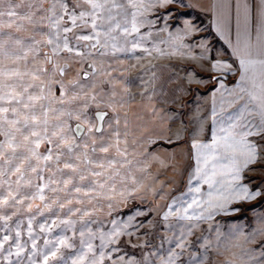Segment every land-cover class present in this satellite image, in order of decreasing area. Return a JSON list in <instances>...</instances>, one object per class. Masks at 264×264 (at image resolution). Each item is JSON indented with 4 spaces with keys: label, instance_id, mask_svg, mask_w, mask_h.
I'll use <instances>...</instances> for the list:
<instances>
[{
    "label": "snow or ice",
    "instance_id": "obj_1",
    "mask_svg": "<svg viewBox=\"0 0 264 264\" xmlns=\"http://www.w3.org/2000/svg\"><path fill=\"white\" fill-rule=\"evenodd\" d=\"M172 2L0 0V232L15 230V237H0V248L15 240L3 256L9 264H57L63 248L75 249L71 264H264V213L250 232L233 227L225 233L217 225L214 235L189 239L200 221L237 211L232 201L264 195V178L260 187L244 182L254 165L264 169V0H236L235 40L233 5L211 4L212 25L235 60L211 59L210 65L204 64L210 57L203 39L199 53L184 41L200 31L190 19L175 31L166 22L153 27L158 19L150 14ZM162 15L167 21L170 12ZM154 54L196 60L212 72H238L233 85L221 79L213 89L210 135L206 118L197 114L189 132L194 163L188 187L162 211L157 197L165 198L163 189L171 187L163 174L177 171V153L157 142L179 140L183 126L173 131L169 122L177 113L157 100H177L161 95L167 89L155 73L140 80L138 92L127 75L138 64L144 71L145 64L153 67ZM193 80L202 82L187 70V83ZM173 89L184 91V83ZM133 199L148 206L113 215ZM157 211L172 228L164 237L166 254H126L122 238L131 244L141 227L152 228L146 214ZM169 216L185 221L178 231ZM58 227L71 235H50ZM77 235L78 247L72 242Z\"/></svg>",
    "mask_w": 264,
    "mask_h": 264
},
{
    "label": "crops",
    "instance_id": "obj_2",
    "mask_svg": "<svg viewBox=\"0 0 264 264\" xmlns=\"http://www.w3.org/2000/svg\"><path fill=\"white\" fill-rule=\"evenodd\" d=\"M15 2V0H13ZM231 3L233 5L232 8V20H231V31L232 38L235 40V32H236V12H235V3L236 0H174V2L170 3L169 7H175L179 10L182 8H187L188 11L195 13L198 17H201L206 21V23L199 22V20L195 19V16H186L181 14L177 18V22L175 24H169L168 20L164 21L160 17V21L153 25L155 28H160L162 24L165 22L168 24L170 30L175 31L177 27L183 26L184 19H190L193 23L196 24L200 31L190 34L187 37H184L185 43L189 44L191 47V51L199 53L201 48L199 45L201 44V39L205 41V48L203 51L206 53L209 60L205 61L204 64L210 65L211 59L217 58H225L229 59L230 63H233L235 57L231 56V49L226 42V39L222 38L216 31V29L212 25V3ZM160 10H163L161 8ZM175 11V9H174ZM158 11L151 13L150 15L157 17ZM164 33H153V36L157 39H163ZM149 59V58H146ZM153 61V67L149 68L147 64L144 65V71L141 69V66L138 64L135 68H132L127 75L134 80V88L133 91L138 92L140 85V80H147L149 78V73H155L157 76V84L159 85L161 82L164 84L167 91L161 93V95L167 97L168 99L176 98V103H165L163 100H157V106L163 110H170L172 112L177 113V118L174 121H170L171 128L174 131L176 128L183 126V133L179 140L169 141H158L163 148H167L169 150H175L176 162H177V171H168L163 175L168 178V183L172 184V187H165L164 191H169L170 193L173 191L174 186L180 185L182 182V176L184 172L185 163L188 164L189 157L191 156V136L189 132L197 126L196 122L194 125L190 124V118L187 115H191L193 119L196 118L197 114L205 119V127L207 129V134L210 135L211 130V108H212V94L213 89H215L216 85L220 83L221 79L223 83L227 86H231L235 83V78L238 75V72L227 71L224 73L220 72H212L208 70L207 67L202 66L201 63H197L196 60H192L189 58L181 59L179 57L172 56H156L155 54L150 58ZM234 67H238V64H233ZM187 70H191L194 74L200 78L198 82L193 80L191 83H187ZM218 75H225L226 78L218 77ZM211 77H216L215 80H212ZM184 83V91L177 92L173 89V85H178ZM220 93H217L219 96ZM187 102V100H189ZM193 99V100H192ZM217 107H219V102L217 101ZM230 108H225L224 111H230ZM196 121V119H195ZM194 162L191 159V164ZM171 178L175 179L171 181ZM246 182V181H244ZM187 182H185L186 184ZM247 183V182H246ZM249 184V183H248ZM250 186V185H249ZM183 191L185 192L188 184L185 186H181ZM202 187L206 188V185H202ZM252 186H250L251 188ZM176 188V187H175ZM255 190V189H253ZM258 197V196H256ZM256 197H253L250 200H241L244 202L255 201ZM237 201L231 202V207L233 203ZM126 205V204H125ZM123 207V206H122ZM121 207V208H122ZM230 213L228 211L217 212L213 217L220 216L222 214Z\"/></svg>",
    "mask_w": 264,
    "mask_h": 264
},
{
    "label": "rangeland",
    "instance_id": "obj_3",
    "mask_svg": "<svg viewBox=\"0 0 264 264\" xmlns=\"http://www.w3.org/2000/svg\"><path fill=\"white\" fill-rule=\"evenodd\" d=\"M169 5L170 4H168L166 6L168 7ZM166 6L163 8V10H160L161 8H159V7L156 9V11H158L157 16L159 17L158 18L159 21L161 20L160 17L164 20L162 13L165 10H168L170 12L169 19H168L169 24H175L177 22V18L179 16H181V14L186 15L188 17L191 15L195 16V19L199 20V22H201L200 24L206 23V21L204 19H202L201 17H198L197 15H195V13L188 11L186 7L182 8V10H179L178 8H175L172 6L169 8H166ZM174 9H175V11H174ZM189 101H190V99L187 100V102H189ZM177 116H180V115H177ZM187 117L190 118L189 123L191 125L192 124L194 125L197 122V121H195V119H193V117L191 115H187ZM191 166H192V164H191V156H190L188 164L185 163L184 172H183V176H182V182L180 183V185L177 186V184H176L171 193L169 191L168 192L165 191L167 193L165 198L157 197V199H160V203L162 206L160 209L161 211H162L163 207L167 206L168 200H171L173 197L179 198V193L184 192L181 186H185L187 184V183L185 184V182L188 181V175H189V170H190ZM253 167L255 168V171H247L244 173L245 181L247 183H249L250 186L255 185L256 187H260L261 186V178H264V169H261L258 164L254 165ZM172 179L173 178H171V181H172ZM173 180H175V179H173ZM134 206H139L141 208H145L148 205L145 201H142L140 199H133V200L128 201L127 204L124 205L122 208L115 209L113 212V215L127 216L129 211ZM232 207H235L237 209V211H228L230 213L222 214V215L216 216V217L212 216L211 219H206V220L200 221L198 227L193 229V234H192V236L189 237V239L192 240L193 242H195L197 240V238L201 236L202 233L214 235L216 233L217 225H219L220 230L222 232H225V233H227L233 227L238 228L241 233L250 232L253 227L257 226L255 223L256 217H258L262 213H264V195L256 197L255 201H253V202L237 201V202L233 203ZM147 216H151V219L154 222L152 228H148L146 225L144 227H141L139 229L141 234L138 236L131 237V241H132L131 244H128L125 242L127 238H122V240L120 241L121 248L126 254L136 256L137 258H140V259L143 258L142 254L144 252H147L150 255H152L153 250H155L158 254H166V250L168 248V245L164 241V237L166 234H171V232H172V228L166 226L164 218L159 215V211H157L155 214L148 213V214H146V217ZM16 218L17 217H13L9 223L14 224ZM40 219H41L40 216L36 217L37 221H39ZM95 219L96 218L93 217V221H95ZM136 219H140V217L137 216ZM48 222L51 223L50 220H48ZM180 223H185V221H177V218L174 216L168 217V224L175 226L177 231L179 230V224ZM78 224H79V222H78ZM93 226L95 227V224ZM0 227H2V224H0ZM26 227H27V221H25L21 225L22 229H24ZM36 231L39 232L38 224L36 226ZM76 231H77V233L79 232L78 226L76 228ZM8 234H10L12 237H15V230L12 229L11 232L9 233V230L5 229L3 232H0V237H2L3 235H8ZM61 234L71 235V229H67V230L62 231L59 227L54 228V229H52V233L50 235L59 236ZM21 239L24 241H27L28 237L26 234H22ZM257 239H260V238L258 237ZM140 240L145 241V243L143 245H141L139 243ZM72 242L78 247L79 243H80L79 236L77 235L75 237H72ZM11 243H15V240L13 239L11 241H6L5 245L2 248H0V264H9L8 261H5L3 259V256H4V253H6L8 251L9 244H11ZM43 244H44V239H43V235H41L37 239V245L39 246V245H43ZM133 244H135L136 247H132ZM253 246H257V245L254 244ZM31 247H32V245L29 242L27 244V249H31ZM197 248H198V244L194 243L193 244V250L195 251ZM62 251H63L64 255L62 257L57 256L55 258L57 264H71L69 257L71 255L75 254V249L63 248ZM222 258L223 257H218L217 259H222ZM12 259L13 260L17 259L15 253H13ZM22 259L27 260V255L25 254L22 257ZM181 259H183V257H181Z\"/></svg>",
    "mask_w": 264,
    "mask_h": 264
},
{
    "label": "water",
    "instance_id": "obj_4",
    "mask_svg": "<svg viewBox=\"0 0 264 264\" xmlns=\"http://www.w3.org/2000/svg\"><path fill=\"white\" fill-rule=\"evenodd\" d=\"M218 77H221V78H226L225 75H218Z\"/></svg>",
    "mask_w": 264,
    "mask_h": 264
}]
</instances>
